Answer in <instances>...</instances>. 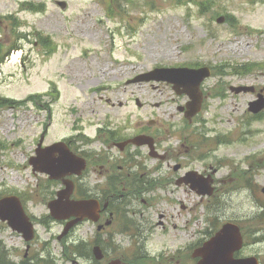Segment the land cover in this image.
Returning <instances> with one entry per match:
<instances>
[{"label":"rangeland","instance_id":"374dc122","mask_svg":"<svg viewBox=\"0 0 264 264\" xmlns=\"http://www.w3.org/2000/svg\"><path fill=\"white\" fill-rule=\"evenodd\" d=\"M55 1H66L67 9ZM13 12L14 18L0 19V54L10 52L0 66L1 198L11 191L24 199L31 216H48V203L61 184L50 183L47 174L35 172L30 164L46 130L47 146L77 134V126L90 136L99 126H108L126 139L148 128V135L156 133L160 156L151 157L147 146H132L127 153L140 154L131 160L134 167L116 170L119 176H132L135 195L116 210L117 218L133 222L125 234L116 235L111 228L115 244L108 247L110 258L136 264L123 256L128 252L132 257L130 252L140 247L134 248L132 240L142 238L143 255L155 257L153 264H197L187 253L199 242L203 247L218 226L233 221L243 228L247 246L242 256H257L264 264V161L257 166L246 158L264 149V120L254 122L248 112L260 94L236 96L230 91V86L264 85V0H0V14ZM228 15L237 23L217 24L219 16ZM20 51L23 56H18ZM248 62H262L261 70L235 75L233 67ZM185 64L225 71L215 72L205 90L222 91L226 98L207 97L206 113L192 125L179 110L189 98L171 85L128 83L156 67ZM32 95L38 98L28 99ZM11 98L18 102L12 107L5 100ZM185 126L197 133L188 143ZM219 134L223 138L217 145ZM89 147L109 151L105 143ZM111 152L129 162L117 148ZM190 171L210 175L213 196L177 183ZM95 179L92 175L88 184ZM238 182L243 187L250 182L254 188L239 190ZM50 224L36 229L52 263L90 264L84 256L91 252L95 227L80 225L59 241L63 227ZM0 246L15 263L24 258L27 247L22 235L1 218Z\"/></svg>","mask_w":264,"mask_h":264},{"label":"water","instance_id":"95a60500","mask_svg":"<svg viewBox=\"0 0 264 264\" xmlns=\"http://www.w3.org/2000/svg\"><path fill=\"white\" fill-rule=\"evenodd\" d=\"M223 21L224 18L219 19V22ZM156 74L161 75V77L155 76ZM209 75L210 73L208 72V70H156L151 75H145L140 79L168 80L169 82L176 84V88L178 87V90L183 86L184 92L191 95L194 100L196 98L199 105L201 101V97L198 92L199 86L202 81ZM261 107L256 108L255 111H258ZM46 166L47 167H43L41 171L52 174L54 178H61L63 176V171L66 163L63 159H59L57 161H55V159H50V161L48 160ZM204 193L212 194V191L210 190ZM62 200L57 201L55 205L54 203L50 205V208L53 212L55 211V207L57 208L59 206V210H67L71 208L80 211L84 210L83 205L92 204V202H63ZM17 212L20 213L24 220V223L28 226L29 237H27V239H30L32 237V230L29 227L30 224L28 223L27 219L24 218L20 207L17 208ZM74 213L76 215L78 212L74 211ZM2 218L4 220H9L10 225H12L15 229L28 234L26 231L16 226L11 216L4 215ZM241 243L242 239L238 227L234 224L225 225L223 229L219 233H217L216 237H214L204 249L198 252L197 256H201L203 258L200 264H258L257 260L255 259L238 260L234 258L235 253L241 248Z\"/></svg>","mask_w":264,"mask_h":264},{"label":"flooded vegetation","instance_id":"af4514ba","mask_svg":"<svg viewBox=\"0 0 264 264\" xmlns=\"http://www.w3.org/2000/svg\"><path fill=\"white\" fill-rule=\"evenodd\" d=\"M123 139L114 140L112 143L113 145H117L121 143ZM68 145L70 148L74 150L77 154H85L87 157H89V162L91 166L92 175L96 176V181L98 184L93 186V190H91V193L93 194V197H97V199L103 201V199H107L109 197L113 198V194L110 193V188L114 185V181H121L123 182L125 177L119 176L116 173L117 163L113 160H116L115 156L110 155H100L97 153L91 154L89 152H86L83 148H81V143L78 142L76 139H70L68 140ZM86 152V153H85ZM127 156L129 155L126 153ZM105 160V161H104ZM120 169L123 168L122 165H118ZM130 177V176H128ZM88 178L85 177L79 179L76 181V188L75 191L77 192L79 189L84 188L86 185H88ZM86 179V180H85ZM87 183V184H86ZM124 183V182H123ZM105 213L102 214L101 218V224L106 222ZM111 223H109L110 225ZM107 227L102 226V229L99 230L100 233L106 232ZM43 250H45L43 248ZM46 256L41 253L37 254L35 256L30 257L29 264H45L44 259Z\"/></svg>","mask_w":264,"mask_h":264},{"label":"bare ground","instance_id":"6f19581e","mask_svg":"<svg viewBox=\"0 0 264 264\" xmlns=\"http://www.w3.org/2000/svg\"><path fill=\"white\" fill-rule=\"evenodd\" d=\"M17 58H18V57L15 56V58L13 59V61L16 60Z\"/></svg>","mask_w":264,"mask_h":264}]
</instances>
